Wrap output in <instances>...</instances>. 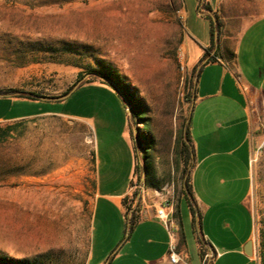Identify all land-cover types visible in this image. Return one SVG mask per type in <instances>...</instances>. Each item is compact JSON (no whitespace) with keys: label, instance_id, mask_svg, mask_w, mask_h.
<instances>
[{"label":"rangeland","instance_id":"obj_1","mask_svg":"<svg viewBox=\"0 0 264 264\" xmlns=\"http://www.w3.org/2000/svg\"><path fill=\"white\" fill-rule=\"evenodd\" d=\"M200 1L203 9L211 8L208 0H0V88L61 95L78 80L82 83L89 69L98 68L111 72L123 92L142 104L132 116V101L114 85H98V80L77 86L62 100L12 103L13 97H0V111L9 115L52 109L81 116L50 113L0 120L2 128L16 124L0 133L1 255L22 259L49 253V264H85L95 172L109 188L132 186L130 194L139 193L136 208L144 194L139 163L130 181L128 158L133 151L121 132L128 121L134 125L137 162L145 160L149 149L142 133L152 140L149 156L157 166L153 181L159 187L145 196L176 202L175 183H188L191 159L184 161L182 175L168 174L173 163L170 141L187 118L193 98L189 82L196 78L185 58H179L180 45L183 39L188 58H193L200 46L190 36L195 33L199 43L209 38L210 20L198 15ZM261 13L264 0H217L211 19H216V30H234ZM32 50L38 55L31 56ZM251 115L261 130L264 93L252 100ZM251 201L256 257L264 264L260 149L252 160ZM180 204V215L186 217V199ZM111 216L110 239L120 230L114 231ZM125 231L123 226L122 235Z\"/></svg>","mask_w":264,"mask_h":264},{"label":"crops","instance_id":"obj_2","mask_svg":"<svg viewBox=\"0 0 264 264\" xmlns=\"http://www.w3.org/2000/svg\"><path fill=\"white\" fill-rule=\"evenodd\" d=\"M208 1L211 6L209 10L203 9L202 1L199 2V16L206 18L215 11L217 0ZM181 11L184 20L183 3ZM224 27L220 26L215 31L216 46L209 53L214 54L212 61L205 62L206 58H202L209 45L210 32L203 43L195 39V33L191 36L188 33L200 46L193 58H188L183 39L180 45L179 58H185L189 68L201 64V69L187 118L178 134L173 132L171 137L169 157L173 158V163L167 173L182 175L186 142L191 150L188 183L195 210L199 214L198 221H193L190 209L186 217L180 215V203L185 198L181 182L175 183V203L163 197L158 200L146 197L158 190L159 186L153 181V175L158 170L153 162L154 157L149 156L152 146L145 150V160L139 158L137 162L131 140L134 125L128 121L121 132L133 151V157L128 158L130 181L135 165H141L144 194L137 207L141 216L128 230L124 197L130 195L132 186L109 188L107 183L102 184L95 172L90 218L92 234L89 236L85 264H258L253 241L252 160L259 150L263 132L252 121L251 104L256 95L264 93V13L256 15L240 29ZM186 33L184 29V35ZM98 85L109 87L102 83ZM12 99L14 103L22 98ZM30 101L37 104L45 100ZM50 113L78 116L52 109L13 115L0 111V120ZM187 123L189 142L185 138ZM96 161L95 156V166ZM166 204L173 205V234L155 214L160 205ZM113 213L114 231L116 228L120 230L110 239ZM123 226L126 231L122 235ZM199 237L204 240V254L200 252ZM173 240L184 262L169 261L167 252ZM109 246L112 249L107 251Z\"/></svg>","mask_w":264,"mask_h":264},{"label":"trees","instance_id":"obj_3","mask_svg":"<svg viewBox=\"0 0 264 264\" xmlns=\"http://www.w3.org/2000/svg\"><path fill=\"white\" fill-rule=\"evenodd\" d=\"M41 1H45L47 3H58L61 4L63 2H68V1H72V0H41ZM206 18H208L210 20V41H209V45L208 47L205 49L204 51V55L202 58H206L205 62L208 61H212L214 58V54L213 55H209L210 50L212 48H214L216 46L215 44V31H216V26L215 23L216 19L214 18L213 20L211 19L210 15H207ZM48 50H52V46H48L47 47ZM43 53H45L44 50H42ZM40 51V52H42ZM38 51L36 50H32L31 52V56L32 55H38ZM62 55L65 54H61L60 57H62ZM64 57V56H63ZM201 69V64L200 65H196L194 66L193 70L195 71V77L197 78V75L199 73ZM88 73L90 74L82 83H80L78 86L84 84V83H93L95 80H98L100 83L102 84H106L109 85L110 87L112 85H114L119 91H121L124 96H126V98H128L130 101H132V105L130 107L131 110V115L134 116V112L133 109H137V107H141L142 104L141 102H139V100H136L135 96L133 97H129L127 94H125V92H123V87L121 86V84L113 77L111 72H105L103 70H100L98 68H91L89 69ZM78 76L82 77V74L80 75L78 73ZM102 78H106L108 79L110 82L102 79ZM196 78L195 81H190V89H191V93H194V89H195V83H196ZM73 87L70 86L66 91H64L63 94L67 93L71 88ZM8 94H11L10 96H8ZM129 94V93H128ZM131 94V93H130ZM129 94V95H130ZM34 92H25V91H21L19 89L16 88H0V97H14V98H22V99H28V100H38V98H36ZM134 95V94H133ZM193 95V94H192ZM146 118V117H145ZM16 125V124H13ZM11 124L5 126L4 128L0 127V133L2 135L6 134L8 130H10L12 128ZM142 137H143V142L146 144V147H151L152 146V140L145 134L142 133ZM185 138L188 140L189 142V130H188V123L185 129ZM190 147L188 146V144L186 142H184V153H185V158L184 161L186 162L188 160V158H190ZM139 169V165L136 164L135 165V169L134 172H137ZM189 179V178H188ZM184 197L186 198L187 202H188V206L189 209L191 211L192 217H193V221L197 222L199 219V214L196 212L195 210V206L194 203L192 201V194H191V187L189 183H185V187H184ZM139 198V193H131L128 196L124 197V204L126 206V217H127V228L128 230H130L133 225L138 221L139 219V215L137 213V202L136 200ZM198 242H199V246H200V252L202 254H204L205 252V245H204V240L202 237L198 238ZM51 259V256L49 255V253H42L39 255H36L34 258H22V259H14L11 257H7L5 255H1L0 254V264H49V260Z\"/></svg>","mask_w":264,"mask_h":264},{"label":"built area","instance_id":"obj_4","mask_svg":"<svg viewBox=\"0 0 264 264\" xmlns=\"http://www.w3.org/2000/svg\"><path fill=\"white\" fill-rule=\"evenodd\" d=\"M262 132H263V138L260 143L259 149L264 150V122L261 124ZM168 208V209H167ZM173 212V205L172 204H166V206L160 205L156 210L155 214L158 218H160L165 226L170 230V232L173 234L174 230V220L171 217V213ZM168 259L172 263H179L184 262V257L177 251V247L175 244V241H170L169 247H168Z\"/></svg>","mask_w":264,"mask_h":264},{"label":"water","instance_id":"obj_5","mask_svg":"<svg viewBox=\"0 0 264 264\" xmlns=\"http://www.w3.org/2000/svg\"><path fill=\"white\" fill-rule=\"evenodd\" d=\"M108 82H110L108 79L106 78H102ZM81 80H78L74 85L73 87L65 94H61V95H39V94H35L34 96L38 99H41V100H62V99H65L66 97H68L73 91L74 89L79 85V82ZM11 94H8V96H10ZM129 109V106L127 104V110Z\"/></svg>","mask_w":264,"mask_h":264}]
</instances>
